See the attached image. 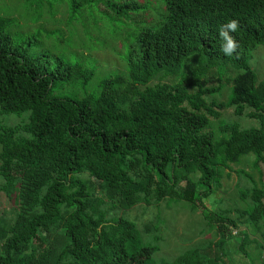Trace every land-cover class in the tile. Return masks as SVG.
<instances>
[{"label":"trees","instance_id":"1","mask_svg":"<svg viewBox=\"0 0 264 264\" xmlns=\"http://www.w3.org/2000/svg\"><path fill=\"white\" fill-rule=\"evenodd\" d=\"M124 1L108 0L111 14L142 7ZM165 8L156 27L137 35L128 73L104 80L99 97L77 101L57 95L77 81L88 86L94 70L61 58L52 68L49 57L31 56L2 32L0 192L15 210L12 218L0 216V264H150L160 236L153 243L144 236L157 225L141 231L123 214L167 202L188 204L194 212L203 204L204 219L218 236L211 244L224 256L239 237L237 252L251 256L253 243L263 251L256 238L264 237L262 178L248 175L253 184L243 186L242 173L238 190L246 209L211 210L207 203L244 157L254 155L262 173L264 81L250 59L264 45V0H166ZM233 19L239 28L230 35L239 48L229 57L220 51L218 30ZM194 54L199 64L190 83L150 84L183 73ZM219 64L239 73L226 79L232 84L227 99L209 103L225 82L210 89L203 77ZM231 108L259 125L227 121L216 134L221 111ZM11 116L26 120L8 127ZM243 225L247 231L235 235ZM220 257L193 248L172 264H219Z\"/></svg>","mask_w":264,"mask_h":264},{"label":"rangeland","instance_id":"2","mask_svg":"<svg viewBox=\"0 0 264 264\" xmlns=\"http://www.w3.org/2000/svg\"><path fill=\"white\" fill-rule=\"evenodd\" d=\"M119 3H123L122 0ZM126 1V0H125ZM124 1V2H125ZM137 3L140 9L116 16L107 4L108 0H89L87 4L76 5L73 0H0V36L2 32L14 38L16 46L28 47L33 57H49L51 67H56L59 58L73 64H81L85 69L94 70L95 76L88 86L83 81L69 84L58 97L70 100H82L87 96L99 97L102 93V83L112 75L127 74L129 71V56L136 46V38L144 29L154 28L165 12L166 0H127ZM192 55L188 66L180 75H170L154 79L150 84L159 81L169 83H190L194 77V68L199 64V59ZM250 64L257 73L259 81H264V45L256 47L251 52ZM239 73L229 65L219 64L210 71L203 80L208 81L210 89L219 88L224 84L221 94L210 96L209 103L223 102L227 99L232 84L226 83V79ZM221 74L224 78L219 81ZM223 120L213 132L220 135L219 128L225 122H237L243 128L256 127L259 122L246 116L239 117L234 113V108L221 111ZM26 118L9 117L5 119L8 127H16L25 122ZM218 123V121H217ZM254 155H248L240 164H235L232 171H227L223 179V185L207 203L211 210H243L248 202L242 200L238 190L241 175L243 186H250L253 182L248 175H254V179L264 182V164L253 166ZM2 181L0 180V184ZM194 212L188 204L174 202L163 203L159 206H138L134 210L124 213V217L135 223L139 230H144L146 225H157L151 236H144L146 242L153 243L154 236H160L159 242H155L160 251L153 257L150 264H172L175 259L187 250L200 248L206 258H214L222 255L219 264H256L264 263V249H260L253 243L248 246L247 256L236 251L239 237L227 247L226 256L222 254V248L213 246L218 240L216 231H211L208 222L204 219L205 209ZM14 206L5 193L0 192V216L12 218ZM232 212L234 218L240 214ZM241 229H235L237 236L243 235ZM246 230V229H245ZM247 231V230H246ZM262 234V233H261ZM256 238L264 246V237ZM253 238L255 236L253 235ZM154 243V244H155ZM224 250V249H223Z\"/></svg>","mask_w":264,"mask_h":264},{"label":"clouds","instance_id":"3","mask_svg":"<svg viewBox=\"0 0 264 264\" xmlns=\"http://www.w3.org/2000/svg\"><path fill=\"white\" fill-rule=\"evenodd\" d=\"M239 23L237 20H230L226 24L221 25L218 32L220 37V51L225 56H232L237 52L239 44L236 39L230 35V33H235L238 31Z\"/></svg>","mask_w":264,"mask_h":264}]
</instances>
